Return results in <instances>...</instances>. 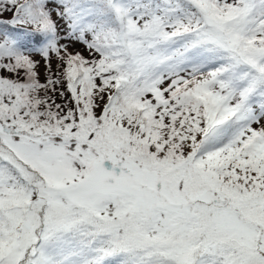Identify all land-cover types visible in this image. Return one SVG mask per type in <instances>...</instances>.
<instances>
[{
  "label": "snow or ice",
  "instance_id": "snow-or-ice-1",
  "mask_svg": "<svg viewBox=\"0 0 264 264\" xmlns=\"http://www.w3.org/2000/svg\"><path fill=\"white\" fill-rule=\"evenodd\" d=\"M0 264H264V0H0Z\"/></svg>",
  "mask_w": 264,
  "mask_h": 264
}]
</instances>
